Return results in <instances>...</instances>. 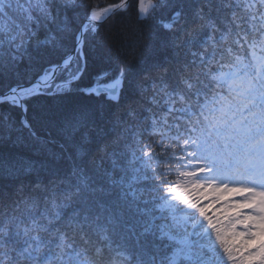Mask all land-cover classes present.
<instances>
[{"label": "snow or ice", "instance_id": "snow-or-ice-1", "mask_svg": "<svg viewBox=\"0 0 264 264\" xmlns=\"http://www.w3.org/2000/svg\"><path fill=\"white\" fill-rule=\"evenodd\" d=\"M117 17L171 55L76 89ZM0 264H264V0H0Z\"/></svg>", "mask_w": 264, "mask_h": 264}, {"label": "trees", "instance_id": "trees-1", "mask_svg": "<svg viewBox=\"0 0 264 264\" xmlns=\"http://www.w3.org/2000/svg\"><path fill=\"white\" fill-rule=\"evenodd\" d=\"M99 2L105 4L113 2V0H99ZM158 28V22L154 26L142 29L136 24L135 17L130 19L117 17L115 22L102 28L100 34L90 44L87 50V67L85 73L76 82L75 88L89 87L96 82L97 77L101 76V74L107 72L111 75L124 64H131L140 75H143L144 71L149 69L152 64L162 62L165 56L171 55L170 50L157 49L155 54H149L141 47L142 43L147 42L149 33L158 31ZM141 31L144 33L143 41L140 37ZM23 70L24 68L22 66L21 71ZM145 86L150 88V81H145ZM150 95L151 93L149 92ZM139 99V96H132L130 93H125L123 103H132L133 100ZM102 102V98L88 97L77 90L63 96L43 97L39 101L41 105L48 107H73L78 105L96 107ZM142 103L148 105V100H143ZM7 191H11V189H7Z\"/></svg>", "mask_w": 264, "mask_h": 264}, {"label": "rangeland", "instance_id": "rangeland-1", "mask_svg": "<svg viewBox=\"0 0 264 264\" xmlns=\"http://www.w3.org/2000/svg\"><path fill=\"white\" fill-rule=\"evenodd\" d=\"M66 75H67L66 73L62 74L61 78H66ZM57 82H59V80Z\"/></svg>", "mask_w": 264, "mask_h": 264}, {"label": "water", "instance_id": "water-1", "mask_svg": "<svg viewBox=\"0 0 264 264\" xmlns=\"http://www.w3.org/2000/svg\"><path fill=\"white\" fill-rule=\"evenodd\" d=\"M73 55H75V53H72Z\"/></svg>", "mask_w": 264, "mask_h": 264}]
</instances>
